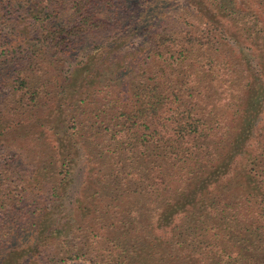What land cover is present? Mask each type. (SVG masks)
Segmentation results:
<instances>
[{
  "label": "trees",
  "instance_id": "trees-1",
  "mask_svg": "<svg viewBox=\"0 0 264 264\" xmlns=\"http://www.w3.org/2000/svg\"><path fill=\"white\" fill-rule=\"evenodd\" d=\"M264 264V0H0V264Z\"/></svg>",
  "mask_w": 264,
  "mask_h": 264
},
{
  "label": "rangeland",
  "instance_id": "rangeland-1",
  "mask_svg": "<svg viewBox=\"0 0 264 264\" xmlns=\"http://www.w3.org/2000/svg\"><path fill=\"white\" fill-rule=\"evenodd\" d=\"M73 264H84V263H82V262H76V263H73Z\"/></svg>",
  "mask_w": 264,
  "mask_h": 264
}]
</instances>
